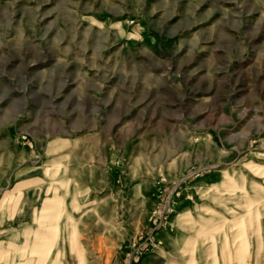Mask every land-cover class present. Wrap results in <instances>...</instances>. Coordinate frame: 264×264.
<instances>
[{
	"label": "rangeland",
	"instance_id": "rangeland-1",
	"mask_svg": "<svg viewBox=\"0 0 264 264\" xmlns=\"http://www.w3.org/2000/svg\"><path fill=\"white\" fill-rule=\"evenodd\" d=\"M210 1L0 0V264H264V128L240 83L224 130L198 133L206 102L119 37Z\"/></svg>",
	"mask_w": 264,
	"mask_h": 264
},
{
	"label": "crops",
	"instance_id": "crops-1",
	"mask_svg": "<svg viewBox=\"0 0 264 264\" xmlns=\"http://www.w3.org/2000/svg\"><path fill=\"white\" fill-rule=\"evenodd\" d=\"M210 4L202 7V12L197 9L193 13L191 8L192 13L182 18L167 8L161 18L152 14L139 21L136 35L126 34L124 26H120L125 33L119 37L151 61L147 65L151 73L162 71L163 76L159 77L167 83L171 80L182 103L206 102L204 108L194 113L207 118L196 132L224 130L223 125L216 123L220 114L216 107L222 103L223 115H232L230 85L238 82L236 90L241 93L235 102L246 113L260 115L257 127L264 128V8L228 10L223 6L224 0H211ZM257 4L262 6L259 0ZM183 19L188 23L185 26L181 24ZM159 21L176 23L177 30L161 35L155 29ZM242 25L248 27L247 33H241ZM246 54L249 59L241 74L230 77L233 58L243 59Z\"/></svg>",
	"mask_w": 264,
	"mask_h": 264
},
{
	"label": "bare ground",
	"instance_id": "bare-ground-1",
	"mask_svg": "<svg viewBox=\"0 0 264 264\" xmlns=\"http://www.w3.org/2000/svg\"><path fill=\"white\" fill-rule=\"evenodd\" d=\"M76 240V239H75Z\"/></svg>",
	"mask_w": 264,
	"mask_h": 264
}]
</instances>
